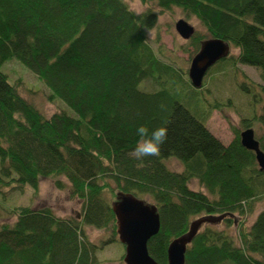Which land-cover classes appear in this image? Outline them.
<instances>
[{
  "label": "trees",
  "instance_id": "16d2710c",
  "mask_svg": "<svg viewBox=\"0 0 264 264\" xmlns=\"http://www.w3.org/2000/svg\"><path fill=\"white\" fill-rule=\"evenodd\" d=\"M141 1L155 6L137 14L125 0H0V217H14L0 222V264H98L97 245L82 225L120 241L112 206L123 195L148 197L155 206L160 227L147 249L157 264H168L169 244L189 232L193 216L242 218L264 196V171L240 132L224 144L206 127L210 108L225 102L205 96L204 81L193 86L188 71L161 47L154 50L144 30L159 13L181 8L207 33L190 37L195 53L210 37L239 50L208 72L225 76L235 62L253 66L264 90V0ZM12 59L45 83L50 101L67 108L46 116L21 95L2 70ZM237 84L257 100V84ZM252 118L243 117L242 125L250 127ZM141 125L150 132L167 127L159 156H132ZM169 157L182 169H171ZM46 177L57 188L65 187L61 177L67 180L69 195L82 201L80 217L7 204L9 194L27 185L35 192ZM190 179L205 191L190 188ZM237 222V243L226 230L198 228L184 264H264V210L249 227Z\"/></svg>",
  "mask_w": 264,
  "mask_h": 264
},
{
  "label": "rangeland",
  "instance_id": "374dc122",
  "mask_svg": "<svg viewBox=\"0 0 264 264\" xmlns=\"http://www.w3.org/2000/svg\"><path fill=\"white\" fill-rule=\"evenodd\" d=\"M125 1L137 14L146 10L149 6H155L154 4H144L141 0ZM179 19H185L190 25L192 24L195 31L199 34H207L205 28L195 17L187 16L181 8L174 7L171 10L159 13L157 24L153 27L155 37L149 39V43L154 50L161 47L165 57L174 61L177 66L183 68L185 71H188L191 58L195 54V49L191 45L192 41L190 38L187 40L183 39L177 33L174 23ZM237 52H239L238 48L230 46L228 53L231 61L237 58ZM235 65V68L229 67L231 69L228 70V74L225 76L220 75V72L212 73V71H209L204 76L205 87L209 89L210 93L205 96L209 97V99L212 98L223 103L225 102L224 106L220 108H210V114L206 119V127L222 143L228 144L234 137L235 129L241 132L246 128L242 125V118L253 116L250 127L253 128L255 137L260 138L264 144V122H262V114H264V90H261V87L258 86L262 82L260 71L253 66L239 62H235ZM2 70L8 75L10 82L17 83L21 95L46 116H49L59 108H67L60 100L50 101L48 99L50 91L45 83L16 59L4 63ZM243 81L249 84H257L255 88V92H257L256 101L251 96L243 95L242 91L238 89L237 83H242ZM230 98L231 100H229ZM190 110L193 112L192 109ZM165 162L173 170H181L183 167L180 161L174 157L167 158ZM61 178L65 182V187L57 188L54 180L50 177L41 178L38 189L35 192L31 186L27 185L24 189L25 191L21 194H9L14 199L7 200V204H26L31 207L48 206L57 216L78 218L82 212V201L69 195L68 182L65 178ZM188 182L190 188L205 191L196 179H190ZM144 200L151 203L148 197H145ZM261 210H264V196L257 199L254 202L253 211L242 218L237 214L208 216L200 213V215L193 216L192 221H200L198 228L211 226L216 229L226 230L235 240V243H237L239 242L237 221L243 219L245 226L249 227ZM227 218L231 220V223L226 221ZM13 220L14 217H10L9 215H2L0 217V222ZM82 231L88 240L97 245L96 258L98 264H126L124 256L122 257L125 253L123 243L120 241L112 242L107 239L110 237L108 231L86 224L82 225Z\"/></svg>",
  "mask_w": 264,
  "mask_h": 264
},
{
  "label": "water",
  "instance_id": "95a60500",
  "mask_svg": "<svg viewBox=\"0 0 264 264\" xmlns=\"http://www.w3.org/2000/svg\"><path fill=\"white\" fill-rule=\"evenodd\" d=\"M175 24L177 33L183 39H189L195 29L185 19H179ZM230 46L221 38L210 37L200 45L199 50L193 54L188 76L191 84L200 88L208 70L222 58L228 56ZM264 111V104H263ZM242 146L254 151L257 164L264 171V151L255 138L254 130L246 127L240 132ZM118 223V238L125 245L124 262L126 264H157L151 258L147 249V242L159 230L160 219L154 205L132 195H123L114 206ZM200 221L190 223L187 234L171 241L167 248L168 264H184L187 244L196 233Z\"/></svg>",
  "mask_w": 264,
  "mask_h": 264
},
{
  "label": "clouds",
  "instance_id": "9594fccd",
  "mask_svg": "<svg viewBox=\"0 0 264 264\" xmlns=\"http://www.w3.org/2000/svg\"><path fill=\"white\" fill-rule=\"evenodd\" d=\"M146 40L155 37V30L151 27L144 26ZM139 137L136 146L132 152V156L136 159H143L149 156H159L161 146L166 142L168 129L166 126L155 128L150 132L146 125H141L137 128Z\"/></svg>",
  "mask_w": 264,
  "mask_h": 264
},
{
  "label": "flooded vegetation",
  "instance_id": "af4514ba",
  "mask_svg": "<svg viewBox=\"0 0 264 264\" xmlns=\"http://www.w3.org/2000/svg\"><path fill=\"white\" fill-rule=\"evenodd\" d=\"M262 122H264V114H262ZM263 125V123H262ZM255 135V134H254ZM256 138V137H255ZM259 141V146H261V144H263L262 140L260 138H256ZM264 146V144H263ZM261 148V147H260ZM262 149V148H261ZM263 150V149H262ZM264 151V150H263Z\"/></svg>",
  "mask_w": 264,
  "mask_h": 264
}]
</instances>
